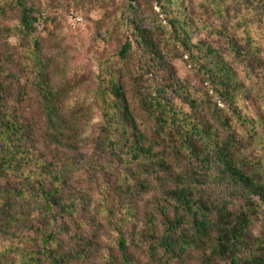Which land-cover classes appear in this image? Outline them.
<instances>
[{"label": "rangeland", "instance_id": "1", "mask_svg": "<svg viewBox=\"0 0 264 264\" xmlns=\"http://www.w3.org/2000/svg\"><path fill=\"white\" fill-rule=\"evenodd\" d=\"M182 1L187 6L186 18H195L197 25L191 39L193 53H184L178 41H166V31L161 47L168 54V66L158 68L157 61H151L135 42L130 23L135 17L150 26L159 23L163 15L158 16L157 0H24L36 18L31 34L21 31L16 0H0V72L8 74L9 102L32 128L34 155L50 163L47 169L53 176L41 180L48 187L61 172L59 193L68 203L74 200L71 214L75 222L69 223V229L79 223V240L83 242V249H79L83 261L75 264H120L121 239L131 264H202L204 254L188 248L175 257L162 247L164 217H171V209L163 206L158 189L159 167L153 170L148 159L131 160L122 123L107 121L105 112L113 111L109 109L111 95L107 90L111 78L124 88L147 141L157 142L153 144V160L161 155L180 174H203L201 164L190 153L172 151L175 137L163 144L155 135L153 121L139 110L141 96L148 92L153 95L159 83L167 85L176 78L198 102L201 123L210 127L215 138L233 135L230 139L238 144L231 151L234 158L248 172L258 169L264 180V15L246 10L241 0ZM237 8L242 13L246 10V24ZM247 34L257 53L253 64L234 57L227 42L246 44ZM127 41L131 49L122 58L120 50ZM205 44L232 63L238 80L247 89L248 97L239 94L234 103L243 119L235 116L230 105L220 102L205 82V73L199 67L211 60ZM42 79L57 93L62 124L59 130L69 141L64 145H54L46 138L49 131L39 94ZM172 94L170 90L168 99L192 117L186 112L184 100ZM45 170L43 167L40 171ZM166 185L172 186V182ZM198 188L208 200L221 198L218 196L224 191L222 185L213 183ZM167 204L172 206V201ZM181 227L187 231L190 224ZM251 233L264 236V208L254 220ZM70 238L61 234L65 244L74 243ZM211 264L216 260L211 259Z\"/></svg>", "mask_w": 264, "mask_h": 264}, {"label": "trees", "instance_id": "2", "mask_svg": "<svg viewBox=\"0 0 264 264\" xmlns=\"http://www.w3.org/2000/svg\"><path fill=\"white\" fill-rule=\"evenodd\" d=\"M241 1L246 10L252 9L260 16L264 15V0ZM16 2L20 8L21 31L34 33L36 18L32 14L33 10L24 0ZM156 3L160 8L158 16L163 15L159 23L150 26L138 17L131 19L130 23L133 24L132 32L137 45L149 55L151 61H157L158 68H163L168 66V54L161 47L164 43L162 33L167 31L166 41H178L184 53L191 55L192 33L197 25L195 18H186L187 6L182 0H157ZM246 10L242 13L237 8V12L245 20L244 24L247 23ZM250 39L247 34L246 44L235 40L227 42L234 57L253 64L257 60V53L254 52ZM205 47V53L211 56L210 61L199 65L205 73V82L220 102L227 107L230 105L235 116L243 119L234 103L239 94L241 97H248L247 89L238 80L232 63L218 55L210 44H205ZM130 49L131 43L125 42L120 50L121 57L125 58ZM1 72L0 264H75L76 261H83L79 251L83 249V242L79 240L82 237L79 223L69 229V223L75 222L71 214L75 207L74 200L68 203L64 201L63 193H59L57 184L58 181L61 182V172L52 178L48 187L41 180V177L53 176L47 169L50 163L34 155L32 128L21 117L18 108L9 102L11 93L5 82L8 74L3 70ZM177 81L174 78L170 84L159 83L153 89V95L148 92L141 96L139 110L145 118L153 121L155 135L163 144L170 143L175 137L170 146L172 151L181 149L188 152L201 164L203 174L200 175L196 171L180 174L161 155L155 156L153 160V144L157 142H148L139 129L137 117L124 88L114 78L109 80L107 86L111 95L109 109L113 111L107 110L105 117L107 121L122 123V134L125 135L131 160L148 159L153 170L155 166L159 167L156 173L161 187L158 189L162 194L163 206L171 209V217H164L165 229L160 243L165 252L175 257L181 256L188 248L204 251L201 256L202 264H211V259H215L216 264H264V236H254L251 233L254 220L264 208V180L258 169L248 172L234 158L231 151L238 148V144L230 139L233 135L215 138L210 127L201 123L198 102L186 85H179ZM178 85L179 88L176 87ZM170 90L172 95L184 100L186 112H190L192 117L177 109L174 101L168 99ZM39 91L49 131L46 138L54 145H64L69 141L64 140L65 137L59 130L62 129V124L56 104L57 93L43 79ZM217 116L219 121H224L221 116ZM43 167L46 170L41 172ZM167 182H172V186H167ZM209 183L223 186L224 191L218 196L221 198L208 200L203 196L198 187ZM140 185L144 187L143 184ZM169 200L172 201L170 207L167 204ZM185 223L190 224L187 231L181 227ZM61 234H68L74 243H63ZM119 245L123 251L120 264H131L125 253V241L121 239Z\"/></svg>", "mask_w": 264, "mask_h": 264}]
</instances>
